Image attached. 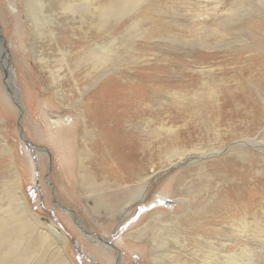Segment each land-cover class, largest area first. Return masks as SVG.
<instances>
[{
  "label": "rangeland",
  "instance_id": "374dc122",
  "mask_svg": "<svg viewBox=\"0 0 264 264\" xmlns=\"http://www.w3.org/2000/svg\"><path fill=\"white\" fill-rule=\"evenodd\" d=\"M23 6V0H0V135L14 160L30 211L52 220L62 231L69 260L73 264H107L105 251H108L115 264H149L148 249L124 235L148 224L147 213L160 209L162 220L168 213L176 214L177 229H186L194 239L193 248L219 238L224 253L227 251L224 255L237 260L236 264H264V235L248 234L252 227L264 230V0H146L142 3L140 11L152 14L161 29L150 40L145 36L143 40L136 39L143 61L122 68L129 75L125 89L134 97H139L141 87L148 89L149 84L157 86L161 97L197 92L196 99L188 100L187 104L172 99L171 106L161 104L160 110L177 108L185 112L192 138L190 142L188 134L179 130L177 138L162 137L160 143L145 148L156 165H148L146 172L162 171L157 164L164 165L172 147L202 146L207 153H215L217 148L224 150L196 159L189 166L182 165L152 184L146 193L141 189L144 202L152 200L151 203L134 206L130 203L126 211L132 212L120 225L118 217L114 218L116 214L99 210L102 206L88 211L84 205L92 202H87L67 182L73 180L68 170L75 165L73 161L64 165L62 156L65 143L76 127L61 130L59 138L51 137L47 123L52 121L48 114L59 113L63 117L59 122L64 127L73 125L75 119L69 108L56 103L48 90L46 74L34 60ZM151 45L156 51L149 50ZM227 146L232 148L226 151ZM239 151L247 154L248 162L238 160L235 154ZM10 164L8 156L0 151V183L4 187L13 178ZM198 164L202 165L200 175ZM185 172L182 183L178 184ZM115 189L112 187L111 191ZM160 196H171L179 203L164 198L163 202L158 201ZM111 197L114 203L124 205V199L130 196ZM186 199L188 212L181 216ZM212 200L215 217L211 212ZM3 202L6 205L4 198ZM201 206L208 211L206 220L197 214L203 211ZM253 219L259 228L255 223L252 225L256 222ZM54 257L53 250L44 247V255L30 264H49Z\"/></svg>",
  "mask_w": 264,
  "mask_h": 264
},
{
  "label": "bare ground",
  "instance_id": "6f19581e",
  "mask_svg": "<svg viewBox=\"0 0 264 264\" xmlns=\"http://www.w3.org/2000/svg\"><path fill=\"white\" fill-rule=\"evenodd\" d=\"M113 1L23 0V10L32 36L29 46L34 60L47 76L48 90L61 108H69L68 112L75 119L73 125L64 127L59 122L63 117L55 113L52 116L48 114L52 122L47 121L51 137L59 138L61 130L68 131L76 127L70 134V140L65 143L62 156L64 165L72 161L75 165L74 169L68 170L73 180L67 182L87 202H92L84 205L88 211L98 210V206H102L99 210L106 214H116L114 218L118 217L120 225L132 212L126 211L130 203L133 202V206L142 202L144 205L151 203L152 200L144 202L142 194L148 192L152 184L182 165L189 166L196 159L217 154L224 148H217L215 153H207L202 146H191L189 149L172 147L165 157L164 165L157 164L162 171L151 169L149 173L146 172L148 165H156L153 164L151 152L145 148L160 143L162 137L177 138L179 130L188 134L185 112L176 107V110H160L161 104L164 102L171 106L172 100L180 103L186 101L187 104L188 100L196 99L197 92H179V96L169 93L161 97L157 86L149 84L148 89L135 87V90H140L139 97L130 95V90L125 89L128 87L129 75L124 74L122 68L129 63L138 64L143 61L136 39L143 40L145 36L150 40L159 35L161 24L152 14L140 11L146 0ZM155 49L153 45L149 47V50ZM140 69L135 71L143 77ZM146 77L145 80L148 79ZM69 86L71 88L66 89ZM187 114L192 115L190 112ZM190 136L188 134L187 140L191 142ZM58 142L60 145V139ZM231 148L228 147L226 151ZM0 151L8 156L13 169V178L8 184L4 187V183L3 186L0 183V264L33 263L36 258L44 255V247L52 249L55 254L49 264H73L65 251L67 249L68 252V244L60 233L62 231L52 220L30 211L19 173L1 135ZM235 155L240 162H248L250 159L244 151ZM196 166L197 174L200 175L202 165ZM186 174L181 175L178 184L182 183ZM112 187L116 189L111 191ZM111 195L130 197L124 199L126 203L122 205V202L114 203ZM162 198L179 203L171 196H160L158 201L163 202ZM213 202L212 217L216 212ZM184 205L181 216L188 212V199ZM201 207L203 211L197 214L206 220L208 211L204 206ZM162 215L160 209L151 210L146 215L148 224L123 234L127 239L141 242L140 245L148 249L149 264H236L237 260L233 261L232 257L224 255L227 251L224 253L219 238L193 248L194 239L186 233V229H177L174 219L176 214L168 213L164 220L159 217ZM254 223L259 228V223L253 222V226ZM71 224L70 230L74 231ZM252 228L248 234L264 235V230ZM105 253L107 264H115L113 256L108 254L110 252Z\"/></svg>",
  "mask_w": 264,
  "mask_h": 264
},
{
  "label": "water",
  "instance_id": "95a60500",
  "mask_svg": "<svg viewBox=\"0 0 264 264\" xmlns=\"http://www.w3.org/2000/svg\"><path fill=\"white\" fill-rule=\"evenodd\" d=\"M112 247V246H111Z\"/></svg>",
  "mask_w": 264,
  "mask_h": 264
}]
</instances>
